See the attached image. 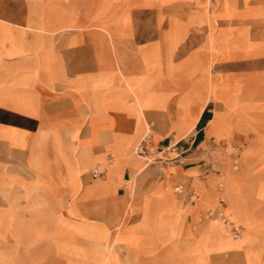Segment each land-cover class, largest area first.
Masks as SVG:
<instances>
[{
    "label": "crops",
    "instance_id": "crops-1",
    "mask_svg": "<svg viewBox=\"0 0 264 264\" xmlns=\"http://www.w3.org/2000/svg\"><path fill=\"white\" fill-rule=\"evenodd\" d=\"M102 1L0 0V34L4 32L14 37L21 36L19 38L24 45L22 51L15 54L8 53V44L0 46V117L10 121L12 118L16 119L14 129L9 128V121L0 123V159L4 158L11 165L17 164L16 169L1 165L0 169L7 168L8 173L21 177L28 188V182L34 178L33 170L38 169L41 188L28 194H50L60 200L61 214L64 217H69L66 201H70L81 217L90 220L99 218L95 213L97 208L108 217L126 218L127 225L140 222L146 204L150 215L152 214L158 201L154 193L157 189L163 192L166 186L185 184L193 196V188L197 189L195 197L200 201L185 217V223L196 222L200 214L208 209L204 202L211 203L215 197V187H207L202 192L200 184L206 186L208 178L215 174H210L202 181V165L187 163L188 166H184L182 161L187 162L194 156L198 157V148L210 144L218 147L225 140L222 139L216 144V136L208 131L213 114H209L207 109L209 105L217 106L212 102L206 103L195 115L186 137L181 134L176 140L172 123H181V120L174 117L177 111L176 102L189 86L185 79H204L206 75L213 79H226V69L229 67L233 70L238 67L241 64L240 57L244 54H240L236 60L233 58L227 65L226 61L216 59V50L206 47L202 37L201 42H193L194 39L189 36H200L204 33L191 28L187 20L189 7L179 6L178 1L160 5L158 0H151L153 3L150 6H133L121 12L120 0H111L110 7H114L111 15L110 8L100 9ZM210 3L211 8L216 6V0H210ZM250 3L256 6L264 4V0H250ZM241 5V0H237V6L241 8ZM114 14L116 15L112 18ZM108 18L114 20L109 21ZM253 19L257 18H250V21ZM178 26L185 38L184 50L195 53L200 59L199 67L208 68L209 74L198 71L188 78L172 66V49L168 36L173 27ZM214 30L215 27L212 28ZM249 30L252 37L257 32H261L263 36L264 23L250 24ZM220 38L225 39L227 44V34L216 33L217 48L221 44ZM261 51L263 53L257 59L263 64L258 73H263L264 76V47ZM237 75L234 72L230 77L237 79ZM126 80L139 82L143 90L153 98H163L167 104L166 109L158 111L160 107H146L138 103L140 115L136 111L134 98L122 89L121 83ZM114 98L122 99L133 108L113 109L111 105ZM95 99L103 104L102 107L99 104L100 115L112 118H109L110 126L103 125L100 129L108 139L117 137L118 140L130 141L136 138L143 131V119H147L146 123H153L157 137L146 144L144 156L135 154L139 159L124 158L119 162L123 185L117 186L115 191L94 198L84 197L80 188L74 196H70V188L64 181L60 152L69 162L74 163L76 141L71 142L65 135L78 129L79 139L90 136L89 116ZM3 131L12 133L11 138L4 136ZM194 131L196 133L192 134ZM54 133L59 134V147L54 142ZM104 135L100 142L90 143L87 148L90 156L104 155L108 159L110 146L106 144L108 139ZM233 135L232 142L243 139L237 132ZM18 138L20 145L15 143ZM195 141L198 142L195 144ZM170 145H175L177 153H183L185 159H174L177 161L162 167L161 179L156 180L155 169L163 165L166 159L161 150ZM193 146L195 148L190 150ZM225 166L226 164L223 168ZM164 168L168 169L167 174ZM90 171L91 169L80 174L84 186L97 178L103 181L107 179L106 172L89 178ZM132 175L136 179L134 194L130 196L124 182L130 180ZM159 184L160 187L157 188ZM104 185L106 184L102 182L87 188L96 189ZM16 191L23 192L13 188L11 195ZM198 191L202 192V197L197 195ZM196 202L188 204L182 201L183 205L191 206ZM29 204L30 200H20L14 204L0 203V213H3L0 214L1 224L12 229L5 232L3 239L0 238V261L6 264H69L62 255L54 253L49 246L45 247L49 243L47 240L36 241L40 244V252L35 248L27 249L16 244L11 232L20 231L24 235L32 226L47 224L49 221L45 216L59 212L56 207L40 208L41 217L33 219L28 209ZM107 228L112 234L116 226L108 225ZM163 237L165 239V235H161L159 239ZM156 239L157 236H154L155 250L150 256L152 258L156 257V245L161 244ZM27 241L25 239L23 243ZM229 252L235 253L233 250ZM118 254L123 261L125 252L121 250Z\"/></svg>",
    "mask_w": 264,
    "mask_h": 264
},
{
    "label": "rangeland",
    "instance_id": "rangeland-1",
    "mask_svg": "<svg viewBox=\"0 0 264 264\" xmlns=\"http://www.w3.org/2000/svg\"><path fill=\"white\" fill-rule=\"evenodd\" d=\"M110 1L103 0L99 6L102 10L106 7L110 8L109 15L114 10L113 6L110 7ZM172 1H178L179 6L189 7L188 23L191 28L204 33L189 38L194 39L193 42H201L202 37L206 47L216 50V59L226 61L228 65L233 58L244 54L240 57L241 64L238 67H234L233 70L229 67L225 68L226 79H213L209 75L204 76V79H185L190 87L188 86L186 93L176 102L177 111L174 117L181 120L180 124L172 123L176 140L181 134L186 137L195 115L206 103L212 102L217 106L209 105L207 109L209 114H213L208 131L216 136V144L222 139L225 142L218 147L210 144L196 148L198 157L194 156L187 162L184 160L185 155H182L183 153L180 155L177 149L173 150L170 145L161 150L162 155L166 157L164 159L166 164L155 169V178L160 180L162 167L169 166L177 160H184L182 161L185 163L184 166L201 164L204 174V177H200L202 181L210 174H215L208 178L206 186L200 184L202 192L207 187H215L214 200L211 203L204 202L208 209L200 214L196 222L185 223V217L199 205L200 201L195 197L196 188H193L195 193L193 196L185 184H178L172 187L166 186L163 192L157 189L154 193L158 201L154 211L150 215L146 204L140 222L135 225H127L126 218L108 217L97 208L95 213L99 218L90 220L81 217L70 201H66L69 217H64L61 214L60 200L50 194L36 196L28 194L41 188L38 169L33 170L34 178L28 182L30 184L28 188L21 177L8 173L7 168H2L0 169V203L14 204L20 200L25 202L30 200L28 209L33 219L41 217L40 208L56 207L59 211L57 214L45 216L50 224L32 226L24 235L20 231L11 232L17 245L39 251L41 247L36 241L47 240L49 243L45 247L49 246L54 253L62 255L69 264H264V76L263 73H258L263 63L257 59L263 53L261 48L264 47V34L261 36V32H257L252 37L249 30L250 24L264 23V4L255 6L250 0H241L242 5L239 8L237 0H216V6L211 8L210 0H158V3L162 5ZM119 2L122 4L121 12L133 6H150L153 3L151 0H120ZM112 18H108L109 21H113ZM250 18L257 19L250 21ZM213 27L216 30L212 31ZM180 30V26L173 27L168 36L172 49V66L188 78L198 71L209 74L208 68L199 67L200 59L195 53L184 50L186 43ZM221 32L227 34V44L224 42L225 39L220 38L221 44H218L217 48L216 33ZM19 37L21 36L14 37L3 32L0 34V46L8 44L9 54L19 53L24 48L23 41ZM234 72L238 73L237 79L230 77ZM121 85L123 91L134 98L136 111L140 115L138 103L146 107H160L158 111L166 109L165 100L153 98L143 90L139 82L126 80ZM125 103L122 99L114 98L111 107L117 110L133 108ZM99 104L103 106L101 101L99 103L95 99L93 111L89 116L91 133L88 138L79 139L78 129H73L65 135L71 142L76 141L74 163L69 162L60 152L64 181L70 188V196H74L80 188L84 197L94 198L115 191L117 186L123 185L119 162L124 158L139 159L134 150L146 134L147 119L142 118L143 131L136 138L130 141L118 140L117 137L108 139L100 129L103 125L110 126L111 117L105 118L100 115ZM218 106L221 110H218L220 109ZM30 116L29 114V120ZM4 121L11 123L9 128H15V118L10 121L0 117V123ZM154 129L151 131L156 136ZM236 132L243 139L232 142L233 133ZM2 133L7 138H11L12 133L5 131ZM103 135L108 139L109 143L106 144L110 146L107 152L108 159L104 155L90 156L87 151L88 146L90 143L100 142ZM54 142L57 146L60 145L58 133H54ZM197 142L195 141V144ZM15 143L20 145V138ZM194 146L190 150H193ZM0 165L11 166L13 169L17 167L16 163L12 165L6 163L4 158L0 159ZM95 167H101L102 172H106L107 179L103 181L97 178L84 186L80 174L91 169L88 174L90 178ZM164 172L167 174L168 169ZM219 172L223 173L224 181H221ZM115 178L120 179L116 181ZM229 178L232 181L228 183ZM135 179V175H132L130 180L124 182L130 196L134 194ZM102 182L106 185L96 189L87 188ZM159 187L160 184L157 188ZM13 188L21 189L23 192L16 191L11 195L10 191ZM202 192L198 191L197 195L202 197ZM182 201L188 204L197 202L191 206L183 205ZM219 211L225 212V216L215 224L212 218L216 216L215 212ZM108 225L116 226L112 234L107 228ZM9 230L12 229L2 225L0 218V238L3 239L5 232ZM239 230H243L240 239L237 236ZM161 235H165V239L163 237L160 240ZM25 236L28 237L24 238ZM154 236H157L156 240L161 244L156 245V257L152 258L150 256L155 250ZM25 239L28 241L23 243ZM121 250L125 252L123 261L118 254ZM231 250L235 253H230ZM0 264L6 263L0 261Z\"/></svg>",
    "mask_w": 264,
    "mask_h": 264
},
{
    "label": "bare ground",
    "instance_id": "bare-ground-1",
    "mask_svg": "<svg viewBox=\"0 0 264 264\" xmlns=\"http://www.w3.org/2000/svg\"><path fill=\"white\" fill-rule=\"evenodd\" d=\"M146 129H147V131H146L145 136L148 135V138H149L148 143H150L151 140H152V141L156 140V137H157V136L154 135V133L151 131V129H149L148 126L146 127ZM145 136H144V137H145ZM144 137H143V138H144ZM143 138H142V139H143ZM142 139H141V140H142ZM141 140H140V141H141ZM228 149L230 150V148H227V150H228ZM132 150H133V149H132ZM94 169H97V170H99L100 172H102L101 167H95ZM165 169H167V168H164L163 170H165ZM219 174H220V177H221V181H224L225 178H224L223 173H220V172H219ZM231 181H232V180L229 178L228 183L231 182ZM221 185H223V184H221ZM181 188H182V187H180V189H181ZM215 215H216V216H215L214 218H212V220L215 222V224H218V223L221 221V219L224 218V216H225V212H223V211H219V212H217V213L215 212ZM242 234H243V230H239V231L237 232V236H238L239 239H240V237H241Z\"/></svg>",
    "mask_w": 264,
    "mask_h": 264
},
{
    "label": "built area",
    "instance_id": "built-area-1",
    "mask_svg": "<svg viewBox=\"0 0 264 264\" xmlns=\"http://www.w3.org/2000/svg\"><path fill=\"white\" fill-rule=\"evenodd\" d=\"M147 126H148V128L149 129H153L154 128V125H153V123H151V122H149V123H147ZM148 141H149V138H148V135H146L139 143H138V145L136 146V148H135V154L136 155H139V156H144L145 155V153H146V144L148 143ZM170 148H173V150H175L176 149V146L175 145H173L172 147H170ZM168 149V148H167ZM99 173H100V171L99 170H97V169H93V171H92V176L93 177H98L99 176Z\"/></svg>",
    "mask_w": 264,
    "mask_h": 264
}]
</instances>
